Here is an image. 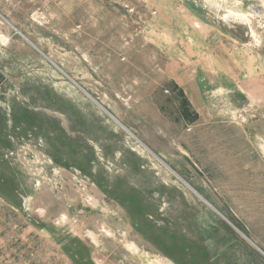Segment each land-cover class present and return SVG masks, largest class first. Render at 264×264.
Here are the masks:
<instances>
[{
	"label": "rangeland",
	"instance_id": "1",
	"mask_svg": "<svg viewBox=\"0 0 264 264\" xmlns=\"http://www.w3.org/2000/svg\"><path fill=\"white\" fill-rule=\"evenodd\" d=\"M0 264H264V0H0Z\"/></svg>",
	"mask_w": 264,
	"mask_h": 264
}]
</instances>
